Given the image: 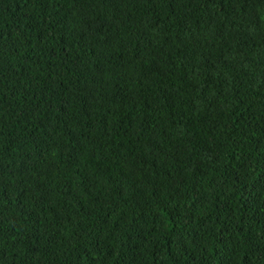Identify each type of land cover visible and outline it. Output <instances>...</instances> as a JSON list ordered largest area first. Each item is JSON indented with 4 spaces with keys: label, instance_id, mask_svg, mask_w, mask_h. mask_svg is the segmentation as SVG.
Returning <instances> with one entry per match:
<instances>
[{
    "label": "trees",
    "instance_id": "16d2710c",
    "mask_svg": "<svg viewBox=\"0 0 264 264\" xmlns=\"http://www.w3.org/2000/svg\"><path fill=\"white\" fill-rule=\"evenodd\" d=\"M0 264H264V0H0Z\"/></svg>",
    "mask_w": 264,
    "mask_h": 264
}]
</instances>
